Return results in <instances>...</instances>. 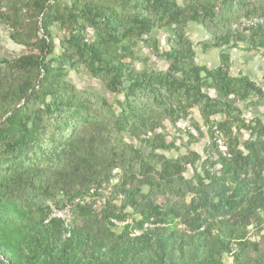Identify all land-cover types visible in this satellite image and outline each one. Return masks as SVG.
Listing matches in <instances>:
<instances>
[{
    "label": "trees",
    "instance_id": "1",
    "mask_svg": "<svg viewBox=\"0 0 264 264\" xmlns=\"http://www.w3.org/2000/svg\"><path fill=\"white\" fill-rule=\"evenodd\" d=\"M241 17L264 22V0H0V27L22 48L0 56V264H264V112L239 106L264 108V83L231 73L227 52L264 57V24L244 34L232 29ZM191 22L203 52L220 50L213 69L196 62ZM195 109L204 156H167L178 137L204 136L194 118L196 138L174 126ZM115 168L105 206L73 204ZM49 202L72 205L69 228Z\"/></svg>",
    "mask_w": 264,
    "mask_h": 264
},
{
    "label": "rangeland",
    "instance_id": "2",
    "mask_svg": "<svg viewBox=\"0 0 264 264\" xmlns=\"http://www.w3.org/2000/svg\"><path fill=\"white\" fill-rule=\"evenodd\" d=\"M186 31L187 34L189 35L190 39L193 41L195 45V53H196V62L199 65H204L209 69H213L214 63H217L219 58H218V49L217 48H212L209 49L206 52H203L200 46V43L207 38V34L205 30L200 26L197 25L193 22L188 23L186 25ZM7 31H0V55L4 57H10L11 55H18L21 53L22 48L20 46L18 47H13L10 52H3V38L5 37ZM155 35L158 37L159 42L161 47L166 48L167 47V40H166V33L164 32H155ZM234 50H244L241 47L235 48ZM136 51L140 54L142 57L148 58V63H152L156 68L159 69H164L166 67V62L164 61H158L155 59L154 55L147 49L144 48L140 43ZM255 52V51H252ZM260 54V53H259ZM259 61L264 62L263 56L260 54L259 55ZM214 62V63H213ZM138 66H140L138 64ZM216 67V66H215ZM68 80L71 81L72 83L76 84L79 87H85L90 90L102 93L107 96L109 100H113V96L109 93L106 92L104 86L102 83L99 81L90 78L84 71L76 73L74 71H71L68 75ZM212 93V91H210ZM239 106L243 110V114L246 118H251L253 115L259 112H264V108L262 109H246L244 108L243 104L240 103ZM193 114V118L196 124H198L204 134V136L197 142H192L191 144H186V135H182V139H179V137L176 139V145L178 146V150H171L166 153L167 156L170 157H176L178 154H185L187 150H192L200 155L204 156V150L206 146L208 145V136L206 133V128L205 126L202 125V121L198 115L197 110H193L191 112ZM166 129L169 132L168 139L176 136V131L174 128L170 125H166ZM178 136V135H177ZM196 138V137H195ZM130 139V138H129ZM192 174V169L191 167L187 168V171L185 172L186 176H190ZM263 238L261 237H254L256 240L260 241L261 247L264 250V231L261 233Z\"/></svg>",
    "mask_w": 264,
    "mask_h": 264
},
{
    "label": "built area",
    "instance_id": "3",
    "mask_svg": "<svg viewBox=\"0 0 264 264\" xmlns=\"http://www.w3.org/2000/svg\"><path fill=\"white\" fill-rule=\"evenodd\" d=\"M263 23L259 18L257 17H241L238 21L232 24V29L235 31L243 32L244 34H247L251 28L255 27L256 25ZM174 126L181 130L182 132H186L193 137H198V131L193 125V114L190 112L186 116L178 119ZM215 135H219V131H215ZM220 146L219 148L221 150H224L225 147L222 145V142H219ZM121 176V171L119 168H115L112 170L109 178L105 182L103 188L101 191L95 195L94 192H90L89 194H85L82 196H79L74 199L73 204H80V205H91L94 209H99L105 206L110 200V198L113 195V189L115 186L119 183ZM123 198L121 194L117 196V199L115 203H120V200ZM49 209H50V218H56L61 220L63 225L66 228H69V225L72 220V213H71V204H65L62 208H57L52 202L48 203ZM129 219H126L124 221L117 220L115 218H110L111 224H113L115 227L119 228L123 226L126 222H128ZM148 224H145L144 227H147Z\"/></svg>",
    "mask_w": 264,
    "mask_h": 264
},
{
    "label": "crops",
    "instance_id": "4",
    "mask_svg": "<svg viewBox=\"0 0 264 264\" xmlns=\"http://www.w3.org/2000/svg\"><path fill=\"white\" fill-rule=\"evenodd\" d=\"M0 31H6L4 28L0 27ZM6 33V32H5ZM3 40V52H10L13 47H18V45L11 42L8 37L7 33ZM219 49H218V58H219ZM227 52L230 55L231 60V73L233 74H242L250 77L253 81L258 84L264 83V62L259 61V53L246 51V50H234L228 49ZM1 56V55H0ZM13 56V55H11ZM264 59V57H263ZM214 63V62H213ZM217 63H214L213 67L217 66ZM212 96H218L216 92H210Z\"/></svg>",
    "mask_w": 264,
    "mask_h": 264
},
{
    "label": "water",
    "instance_id": "5",
    "mask_svg": "<svg viewBox=\"0 0 264 264\" xmlns=\"http://www.w3.org/2000/svg\"><path fill=\"white\" fill-rule=\"evenodd\" d=\"M39 26H40V22H39ZM41 34H43L42 30H40Z\"/></svg>",
    "mask_w": 264,
    "mask_h": 264
}]
</instances>
